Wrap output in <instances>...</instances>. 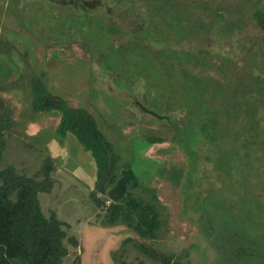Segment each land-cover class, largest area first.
<instances>
[{
  "label": "rangeland",
  "instance_id": "rangeland-1",
  "mask_svg": "<svg viewBox=\"0 0 264 264\" xmlns=\"http://www.w3.org/2000/svg\"><path fill=\"white\" fill-rule=\"evenodd\" d=\"M17 1L0 0V117L8 123L3 134L0 167L12 164L19 172L40 177L37 171L42 168L45 157L52 158L53 185L48 192L38 193L43 213L48 216L54 210L58 218L66 221L67 234L80 236L88 247L87 255L93 254L90 256L97 258V264H102L100 260L108 246H111L110 255L105 253V264H162L135 246L141 238L122 222H105V206H98L90 196L96 170L90 152L71 132L61 134L56 130L57 110H33L32 76L39 77L51 92L65 98L70 105L90 110L118 154L121 169L126 167L134 172L140 186L130 188L149 200L156 195L153 201L161 223L158 237L142 239L144 242L155 250L176 255L183 264H264L262 189L250 182L244 188L237 177L205 176L207 165L188 154L182 139L173 135L163 120L166 116L158 117L152 114L153 110L146 113L140 109L146 108L140 105L144 102L141 87L130 91L117 84L113 78L118 73L111 63L105 71L106 67L102 68L94 56L95 50L90 49L96 46L91 41L84 43L82 37L79 40L80 29L63 25L67 15L79 18L81 13L73 4L63 5L70 0ZM227 2L231 18L243 10L237 5L239 0ZM259 4L264 8V0H259ZM93 13L97 16V12ZM241 19L245 27L243 34L238 35L242 40L252 39L256 43L261 38L264 41V32L256 30L248 10ZM234 37L224 40L229 47L219 46L215 50L229 54L234 46L241 48ZM259 50L253 49L256 57L264 51ZM256 57L250 54V59L264 61V57ZM121 64L119 61L117 66L122 71L129 65ZM249 65L246 59L245 64L229 67L228 78L233 80L230 89L237 86L233 83L238 77L245 84L252 83L251 74L256 70ZM263 76H259L260 81L254 83L253 90L261 96V113H264ZM155 84L159 88L160 83ZM155 137L162 139L151 141ZM195 170L198 177L193 175ZM256 195L260 196L257 202ZM99 196L106 198L107 204L112 202L109 196L101 193ZM127 236L131 239L123 242ZM64 242L69 247L68 258L76 256L74 247L66 239ZM66 261L64 257V264ZM13 263L25 264L21 257H14Z\"/></svg>",
  "mask_w": 264,
  "mask_h": 264
},
{
  "label": "trees",
  "instance_id": "trees-1",
  "mask_svg": "<svg viewBox=\"0 0 264 264\" xmlns=\"http://www.w3.org/2000/svg\"><path fill=\"white\" fill-rule=\"evenodd\" d=\"M65 4H73L81 13L79 18L65 15L63 25L80 29L79 40L82 37L84 43L91 41L98 46L90 49L95 50L94 56L102 68L106 67L105 71L111 63L118 73L113 78L117 84L130 91L141 87L145 103L140 105L147 109H140L166 116L163 120L173 135L182 139L188 154L207 165L205 176L237 177L244 188L250 182L264 192V113L260 112L261 96L253 91L254 83L264 75V61L250 59V54L256 57L253 49L264 50V41L258 38L256 43L252 39L245 42L238 35L243 34L241 15L247 10L255 20L256 30L264 32V8L259 0H239L237 5L243 10L234 13V18L227 0H70ZM233 36L236 45L241 46H234L236 52L233 49L221 54L215 50L229 47L224 40ZM261 52L257 59L264 57ZM246 59L250 68L256 70L251 74L256 81L245 84L241 77H233L237 86L232 90L229 67L245 64ZM119 61L123 67L129 64L124 71L117 66ZM30 84L33 110H57L56 130L61 134L71 132L90 152L96 167L90 196L98 206H105V222H122L141 238L135 246L162 264H183L176 255L155 250L142 240L158 237L161 223L153 201L156 195L149 200L130 188L138 183L135 174L126 167L121 169L119 156L94 114L83 106L70 105L37 76L31 77ZM7 124L0 117V160ZM53 169V160L48 156L37 171L40 177L19 172L12 164L0 167V264H14V257H21L25 264H61L69 253L64 240L74 247L78 244L74 235L67 234L66 221L58 218L54 210L47 216L41 209L38 193L51 189ZM195 172L194 177H198ZM99 193L109 196L112 202L105 203L106 198ZM255 197L259 201L260 196ZM130 239L127 236L123 242ZM78 263L79 258L75 257L71 264Z\"/></svg>",
  "mask_w": 264,
  "mask_h": 264
},
{
  "label": "crops",
  "instance_id": "crops-1",
  "mask_svg": "<svg viewBox=\"0 0 264 264\" xmlns=\"http://www.w3.org/2000/svg\"><path fill=\"white\" fill-rule=\"evenodd\" d=\"M91 225L92 226H97V225H93V224H91ZM76 239L78 241V244L75 247L74 246H72V247H74V250H76V254H75L76 256H74V257H78L79 258V263L78 264H97L96 263L97 258L95 257V259H94V258L91 257V256H94L93 254L87 255V253H86L87 251L86 250H88V247L87 248L85 247L86 244L84 245V241L82 240V238L80 236H77ZM110 248H111V246H108L104 250V254L103 255H104L105 259H106V254L105 253H108L109 254ZM69 255H70V253H68L65 256V259H67V261L65 262V264H71L72 263V260L74 259V257H72L71 259L68 258ZM104 257L102 256V258L100 260L102 264H105L104 263ZM86 259H88V260H86ZM61 264H64V258H63Z\"/></svg>",
  "mask_w": 264,
  "mask_h": 264
}]
</instances>
